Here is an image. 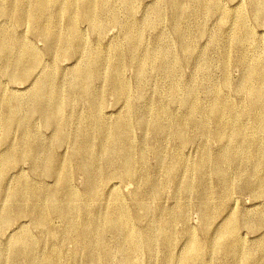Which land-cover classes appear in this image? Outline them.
I'll use <instances>...</instances> for the list:
<instances>
[{
    "label": "bare ground",
    "instance_id": "1",
    "mask_svg": "<svg viewBox=\"0 0 264 264\" xmlns=\"http://www.w3.org/2000/svg\"><path fill=\"white\" fill-rule=\"evenodd\" d=\"M136 1L0 0V19L9 22L0 29V238L15 218H30L37 229L31 234L17 228L9 248L3 245L6 238L0 239V264H81L80 260L97 264L99 252L123 264H140L142 255L148 262L154 257L155 241L161 242L162 264H264V230L251 248L244 246L238 232L241 226L252 232L264 228V205L252 218L231 205L241 192L264 200V56L257 38L241 11L222 12L211 0H154L151 15L140 24L133 20ZM163 6L170 10L182 56L194 54L195 24L189 16L196 14L195 8L215 17L218 27L210 38L212 43L221 41L222 55L229 47L237 50L235 65L243 72L238 86L231 87L225 62L222 86L211 83L208 76L206 84L184 81L185 58L167 46L143 42L146 21L161 24ZM250 10L264 20V0H250ZM108 20L121 27L123 40L108 47L86 46L80 25L102 33ZM230 20L226 33L222 25ZM16 28L44 40L45 51L28 45L15 34ZM45 57L53 63L67 58L74 64L56 80L55 64L45 62ZM196 60L208 75L204 53ZM126 64L133 68L136 83L125 79ZM33 74L37 77L26 95L8 92L1 83L2 78L27 82ZM155 74L168 80L159 90L165 99L136 109L130 97H141ZM105 93L125 105L124 113L113 121L100 116ZM37 118L53 132L42 145L32 124ZM136 130L165 134L173 143L170 152L149 139H135ZM212 143L218 148L212 149ZM65 144L71 146L70 156L79 159L74 169L68 164L69 155L61 158L53 151ZM193 144L198 154L190 159L183 148ZM149 156L157 162L154 170L148 166ZM25 162L30 177L19 172ZM10 173L16 176L8 191ZM74 173L85 180L81 190L70 184ZM48 178L53 179V188L47 186ZM113 180H136L144 190L135 189L130 203L117 195L101 213L86 205L78 208L79 200L97 201L104 185ZM163 183L172 186L175 204L169 208L159 205ZM190 208L199 215L198 232L188 226ZM153 213L151 224L137 226ZM217 214L222 220L212 229ZM106 232L126 244L109 249L103 239ZM183 239V253L175 254L176 243ZM45 244L50 245L48 253L42 250Z\"/></svg>",
    "mask_w": 264,
    "mask_h": 264
},
{
    "label": "rangeland",
    "instance_id": "2",
    "mask_svg": "<svg viewBox=\"0 0 264 264\" xmlns=\"http://www.w3.org/2000/svg\"><path fill=\"white\" fill-rule=\"evenodd\" d=\"M211 2H214L215 6L218 7L216 8L222 12L230 13L232 11H238L239 13L241 11L239 15L241 14L240 17L245 19L250 30L256 36L257 41H258V46H259V52L261 56L263 57L264 56V20L256 19L254 16H252L251 10H250V0H211ZM155 5L156 4L154 0H137L133 7L134 8V15H133L134 19L133 20L137 22L138 24L143 23L151 15V11ZM195 10H196V14L189 16L191 17V20H193L195 24V28L193 29V32H192L193 40H194V46H193L194 54L190 56L184 55L185 57L182 56L180 52V42L178 41L177 38L173 36V32H172L173 22H172L171 14L169 12L170 10L168 9L167 6L162 7L163 18H162L161 24L153 25L149 23L148 20L146 21L145 24L147 26L146 28H144L143 35H142L143 42L146 45L151 46V47L156 46V48H159V47L162 48V47L167 46L173 52H175L179 56V58H182V57L185 58L187 60V64L185 65L183 69V73L181 75L184 81L194 80L196 82H201V83L206 84L207 81L205 80L206 77L204 76H208V79L211 83H216L222 86V82H223L222 62H225L227 74L229 76L230 83H231V87L235 88L236 86H238L241 80L242 74H243V72L239 70V68L236 67L235 65V61L238 56L237 50L234 49L233 47H229L225 49L226 51L223 54L224 55L223 56L221 54L222 49H223L221 45V41L212 43L211 38H210V35L212 34V32L218 27L215 17L207 15L204 9L195 8ZM104 17H105V20L108 19L107 14H104ZM2 20L3 19L1 18L0 19V29H2L1 28L2 23H3V26L9 25L8 21H5V20L2 21ZM230 22H232V20L223 24L224 26L222 25V30L226 33H228L230 30ZM124 23H128L125 17H124ZM80 29L82 33L84 34V37L86 40V46L88 47L95 46V44H100L102 46L108 47L115 40L117 39L120 40L123 38V31L121 27H115L111 25L109 23V20L106 22V28L104 29L102 33L94 32L90 28V26L85 25V24L83 25L81 24ZM19 31H22V32H19ZM15 32H16L15 33L16 35H19L22 39L27 41L26 43L28 45H31L32 47L38 50H41V51H45V49L47 48V43L44 42V40H42L41 38L37 37L35 33H32L31 31H25L24 28L23 29L16 28ZM201 52L204 53L206 57V61L208 62V66H209V71L207 72L208 75L204 74V72L202 70H199V68L197 67L196 59L199 55H201ZM44 59H45V62H47L48 64L52 62L49 58L45 57ZM56 60L57 61H54V63L52 62V64H55V68H56L55 77L57 76L56 80L57 79L60 80L63 73L64 72L67 73L71 69L74 63L71 59H67V58L56 59ZM123 71H124L125 79H127L130 82L136 83L133 68H131L129 65L126 64V66H124L123 68ZM35 77H37L36 74L32 76V78L29 79L27 82H7L5 79L2 78L1 83L3 82L4 85L7 86L8 92H13V93L17 92V94L26 95L33 88L32 83L36 79ZM153 78L154 79L152 83L147 84L145 85V87H143L141 97L137 99V97L134 94L130 97V100L134 103L133 105L135 106L136 109L141 110L147 103H158L161 100L165 99L164 95L160 91L162 88H164L168 84V80L164 79L165 77L160 74L153 75ZM96 86L97 87L101 86L100 82H96ZM231 90L233 91V89ZM124 111H125V105L123 103L116 101L109 94H106V93L104 94V101H103L102 108L100 110V116L103 119L113 121L118 115L119 116L122 115ZM32 124L37 129L36 134L39 136V140H40L38 143H40L41 145L45 144L51 138V136L53 135V132L50 129L45 128V125L41 118L34 119L32 121ZM73 130L74 128H72L71 132H73ZM134 136H135V139L137 140H145V139L151 140L155 147L157 146V147L163 148L166 150L167 153L170 152L171 147L173 145V143L165 136V134H159L156 136L154 135V133H151V131L141 130L140 132V130H136L134 133ZM18 137H19V133H17L16 139H18ZM92 138L93 136H89L88 140L90 141L92 140ZM197 142H200V141L197 140ZM211 147L212 149H217L218 145L216 143H212ZM53 151L55 155L57 154L56 155L57 157L66 158L68 155L70 156L71 146L65 144L59 148H56ZM183 153L190 159L196 158L198 154L197 144L184 147ZM68 164L70 168L74 169L75 166L79 164V159L75 156H70ZM148 166L150 169H153V170L157 167V162L153 159V157L149 156ZM20 169L21 170L19 172L22 175L25 174L24 176L30 177V169H29V165L27 162L21 164ZM12 174L14 173L9 174L10 177L8 178V182L6 183L5 190L9 191L11 189V186L15 179L14 176H16V174H14L13 176ZM155 176L157 177L158 175L155 174ZM192 179L194 181H197V177L195 175H192ZM84 183H85V180L80 174L74 173L72 175V178L70 181L72 188L76 190H81L84 187ZM46 184L48 187L53 188L54 186L53 179L48 178L46 180ZM164 184L165 183L162 184V193H161V197L159 200V205L161 207L169 208L175 204V199L172 193V186L169 184H165V185ZM135 189H137L139 193L143 192L144 190L143 187L139 186V183L136 180H133L130 183L121 182L119 180L109 181L108 183L104 185L103 196H101L97 200L98 202L97 201L81 202V200H79L77 205H78V208H82L83 206L86 205L88 209L91 210L93 213H101L104 210L102 208H105L107 205L111 206L112 204H114V199L117 195L124 202L130 203L131 196ZM2 192L3 191L0 186V196ZM235 196L236 197L232 198L231 205L236 210H238L240 214H242L243 217L252 218L253 216H255V213L260 208H262V206L264 205V200L259 201V199H253L247 192H241L239 194H235ZM0 206H1V201H0ZM130 208H133V206L130 205ZM155 217H156V214L153 213L147 216L146 218H144L143 221H141L140 223H137V226L146 227L147 225L151 224V221ZM187 218H188V226L192 228L193 231L198 232L200 228V218H199L198 213L194 209L190 208L188 210ZM221 220L222 218L219 214L214 216L213 221H212V229H215L217 226H219V224L221 223ZM135 223L136 222H134V224ZM17 228L28 229L31 231V234H37V229L32 228V222L30 218H15L12 225L6 231L5 236L0 238L1 240H4V238H6V241H4L5 244L2 243L3 245H5L8 248L11 246L12 241L17 235ZM176 229L180 231L181 225L177 224ZM263 230L264 228H261L259 231L252 232L247 226H241L239 227L238 232H239V237L244 242V246L247 248H251L259 241L258 239L259 235ZM104 235L105 236H103V239L106 245L108 244L107 247L109 249H114V247L118 243H121V244L123 243L124 245L126 244V242H124V240L120 239L119 237L117 240L112 239L111 235L108 234L107 232ZM183 244H184V239L179 240L176 243L175 245L176 253L175 254L183 253ZM161 248H162L161 242L155 241V243L153 244V249L155 250L157 254L155 253L156 255L154 254V257H152L149 262H148L147 257H145V255H142L140 264H162V261H161L162 249ZM42 250L43 252L48 253L51 250L50 245L49 244L42 245ZM96 258H97V264H123L121 263V261L117 260L116 257L114 258V261L113 259L111 260V259L104 258L102 252H99L96 255ZM82 262L84 261L80 260L81 264H83Z\"/></svg>",
    "mask_w": 264,
    "mask_h": 264
}]
</instances>
